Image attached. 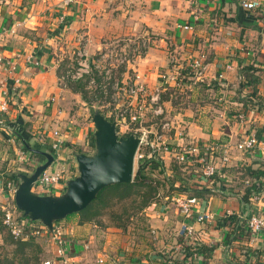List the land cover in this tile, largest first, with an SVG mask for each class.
I'll use <instances>...</instances> for the list:
<instances>
[{
	"label": "crops",
	"instance_id": "crops-1",
	"mask_svg": "<svg viewBox=\"0 0 264 264\" xmlns=\"http://www.w3.org/2000/svg\"><path fill=\"white\" fill-rule=\"evenodd\" d=\"M242 1L258 6L245 9ZM142 37L148 47L119 72L122 82L136 74L135 81L150 92L159 75L184 76L194 58L205 64L201 76L163 85L162 122L143 120L149 134L159 124L169 126L161 143L170 150L157 153L160 167L149 172L170 178L162 185L169 192H156L140 223L130 217L123 229L103 218L81 224L77 215L62 219V253L50 244L58 257L51 264H255V259L264 264V231L223 242L225 218L264 214V153L233 147L247 135L264 145V0H0V101L6 103L1 136L10 141L18 132L38 151L57 142L49 166L64 167L62 181L74 177L72 153H84L92 124L79 96L58 86L61 64L76 48L84 46L88 56L114 43L131 46ZM188 141L209 146L213 159L227 145L228 162L213 179L201 177L193 159H173L171 150ZM40 159L25 153L20 172L31 173ZM250 183L257 193L247 204L240 195ZM190 189L205 192L193 196ZM173 194L188 198L191 212L209 219H184L170 203ZM11 197L0 190V204ZM184 222L196 245L212 248L209 255L179 257V246L188 244L179 231Z\"/></svg>",
	"mask_w": 264,
	"mask_h": 264
},
{
	"label": "built area",
	"instance_id": "built-area-1",
	"mask_svg": "<svg viewBox=\"0 0 264 264\" xmlns=\"http://www.w3.org/2000/svg\"><path fill=\"white\" fill-rule=\"evenodd\" d=\"M242 8L254 9L258 6V2L242 1ZM185 27V26H182ZM148 47V39L142 37L136 40L131 46L129 55L117 57L116 55H110L105 53H99L94 59L89 60L84 52V46L73 50L72 52V66L63 69L59 72L57 77L58 86L61 88L67 87V82L81 80L84 76L88 77L87 86L93 87L91 93V98L94 99L96 95L102 98H107L104 103V107H108L113 111H102L100 113L103 117L108 120L115 122V128L118 127L120 132L121 129L127 130V126L130 124L140 125L142 112L144 106H147L149 112L152 115H159L162 113L161 105L159 102V93L164 84L170 81H177L183 78L189 79L193 76H201L205 67V64L199 59L194 58L186 63V75L178 76V73H173L170 75H159L160 82L157 86H154L150 92H147L145 85L135 81L138 77L136 74L133 77L127 78L124 83L118 78L113 76L111 68L118 65L123 68L130 63L133 57L139 55L143 50ZM34 65L36 63H33ZM3 65V60L0 55V68ZM96 74L101 77V81L94 78L92 74ZM122 84L123 87L119 85ZM121 85V86H122ZM146 97V104L144 105ZM125 102L124 100H127ZM139 101L141 103H139ZM90 105V104H89ZM130 108H126V107ZM92 107V105H90ZM6 103L4 100L0 101V112H5ZM137 130V128H135ZM140 134H137L138 141L133 154V160L137 162L140 158H149L151 156H157V153L169 152L170 149L167 148L162 141L163 132L169 131V126L167 123L160 125L159 132L152 133L151 139L147 138L149 133L146 129L142 127L139 128ZM117 134L118 131L116 130ZM130 133V132H128ZM126 134V133H125ZM58 135L57 131H53V136ZM119 135V134H118ZM179 136H182V131L178 132ZM123 136V135H122ZM58 147L57 142L53 141L49 148L52 152ZM227 145L222 146L219 157L213 159L211 157V148L204 144L195 143L188 141L183 145L176 146L175 150H171L173 153V159L178 163L185 162L188 159H193L198 167V174L205 180H210L215 177L222 167L228 162L226 154ZM233 147L239 152H252L255 149H259L260 152L264 153V145L255 139L254 136H244L239 138L234 142ZM25 153L18 149L16 152V159L22 162L25 158ZM27 155V153H26ZM215 160V161H214ZM64 173V167H61L56 162L53 166H47L41 171L38 178L35 179L32 186V191L36 195L43 194H56L61 191L63 187L62 174ZM15 185L10 180H6L3 185H1L0 190L4 191L8 196H12ZM256 191L248 197L249 203H254L256 199ZM170 203H172L183 216L184 219H194L195 221L202 222L209 219L208 215L204 213L193 214L190 210L189 199L180 194H173L170 197ZM1 210V221L0 224L6 229L9 236L12 239L24 240L27 237L32 239H38L45 243L53 245L57 250L58 254L62 253L63 239L61 237V228L56 222H52L50 230L47 231L43 226L38 223L29 221L28 218L22 216L18 209L13 205L12 201H4L0 204ZM245 228L247 232L251 235L258 234L264 231V214L253 212L245 219ZM179 231L182 236L185 237L188 244H193L195 242V234L189 225V222L181 223L179 226ZM183 245V244H182ZM182 245L179 246V257L183 256ZM195 254L191 256L194 257ZM189 259V257H187ZM99 262L101 260H98ZM41 264H51L50 261L44 260Z\"/></svg>",
	"mask_w": 264,
	"mask_h": 264
},
{
	"label": "water",
	"instance_id": "water-1",
	"mask_svg": "<svg viewBox=\"0 0 264 264\" xmlns=\"http://www.w3.org/2000/svg\"><path fill=\"white\" fill-rule=\"evenodd\" d=\"M89 117L92 123V150L90 153H72L76 175L63 180L62 190L58 194L40 196L30 191L35 179L50 164L52 155L23 142L28 152L41 159L31 173H16L12 203L22 216L38 223L47 231L52 222L84 210L100 188L127 183L132 178L133 154L138 135L131 132L125 137H118L114 121L94 110Z\"/></svg>",
	"mask_w": 264,
	"mask_h": 264
},
{
	"label": "trees",
	"instance_id": "trees-1",
	"mask_svg": "<svg viewBox=\"0 0 264 264\" xmlns=\"http://www.w3.org/2000/svg\"><path fill=\"white\" fill-rule=\"evenodd\" d=\"M87 81L88 77L84 76L81 80H78L76 82H67V88L77 94L81 101H85L88 112L91 113L93 110L96 111V109L90 107V105L87 103L86 95H84V93L87 91L85 89ZM13 133V140L16 142L19 141L20 143L19 149L23 152L29 153L30 156H34L32 153L28 152L23 146V142L25 141L22 139L19 133ZM90 135L91 132L86 136L85 140V144L89 147L91 146ZM127 135L128 134L123 135L121 137H125ZM34 148L37 150L39 149L38 147ZM46 151L50 152L51 150L50 148H46ZM73 151L78 152V150L76 149ZM158 161L159 160L155 156L137 159L136 167L133 172L132 178L127 183H116L100 188L95 194V197L88 203L84 210L77 214H69L66 217L70 215H77L79 217V221L77 223L79 224L85 223L86 221H95V218L101 215V209L107 206V200L112 199L116 200V202H119L125 199H129V197L131 196H135L138 198V204L133 208L137 209L141 213L142 210L152 201V196L153 198L155 197L154 194L157 188V184L153 181L152 177L149 175V172L151 171V169L160 167ZM6 180H10L11 182H13L14 185H16V173H10L8 177L2 178L1 185H3ZM253 185L254 183H250L243 189L240 195L241 202L247 204L249 203L248 197L256 191V188ZM189 191L190 195L193 196H199L200 193L205 192L203 189H190ZM109 215L112 219L111 223L119 229H123L125 225L129 222V218L133 216V214H129L128 216H125L124 219H122L121 216H116V214L114 213H111ZM249 215L246 216V218H248ZM245 219L236 215H231L225 218V220L227 221V229L224 234L223 242L229 243L230 241L239 239L242 236L247 237L248 232L245 228ZM13 240L15 241L13 242L14 246L11 254L12 259L3 262V264H39L40 260L38 254L40 253V251L35 249L37 246L34 244V239L27 237L24 240ZM182 247L183 256L181 258L183 259L191 257L194 253H199L201 251L202 253L203 251H207L209 255L212 250V248L202 247V245H196L195 242L193 244H183ZM254 256L255 258H257V255ZM255 261V264H261L258 263L256 259Z\"/></svg>",
	"mask_w": 264,
	"mask_h": 264
},
{
	"label": "rangeland",
	"instance_id": "rangeland-1",
	"mask_svg": "<svg viewBox=\"0 0 264 264\" xmlns=\"http://www.w3.org/2000/svg\"><path fill=\"white\" fill-rule=\"evenodd\" d=\"M128 47H129V45H126V47H123L117 43H114L112 46L108 47L107 49L97 51V52L93 53L92 55H88L86 57L89 60H91V59H94L97 56V54H99V53L110 54L112 56L116 55L118 58L121 56L126 57L130 53V49H128ZM72 64H73V62H72V56H71L70 60H65L61 64L60 71H62L65 68L71 67ZM123 69L124 68L121 67V65L120 66L116 65V66L111 68V72L113 73V76L118 78L119 81H120L119 71H122ZM92 75L95 79L96 78L98 79V82L101 81L100 76H98L94 73ZM120 83H124V82L121 81ZM121 85L122 84H120L119 86L123 87V85L122 86ZM85 89L87 91L84 93V95H86L87 103L92 105L91 108L96 109V111L99 113H102V111H113V110L109 109L110 105H108V107L103 106L104 103L107 101V98H102L99 95H96L94 97V99L91 98V93L94 92L93 87H88L87 83H86ZM124 101L127 102L128 99L124 100ZM143 101H145V103H144V105H145L147 102L146 97H145V100H142V102ZM139 103H141V102L139 101ZM83 104H85V101L83 102ZM145 107L147 108V106H144V108ZM126 108L128 109L130 107L127 106ZM87 111H88V109H87ZM143 115H146L148 117V119H145V116H143ZM89 116H90V113L88 112V117ZM141 116H142V118H141L140 125L130 124L129 126H127V130L121 129L122 132H120L118 130V127H117L116 130L118 131V134H119L118 137H120L122 135H126V134H128V132H135L137 134H140L141 131L139 130V128L140 127H142L143 129L146 128L142 125L144 122L143 120L152 121L155 124H158L159 122L163 121L160 114L159 115H152L149 112V109H148V111H143ZM135 128H137V130H135ZM159 131H160V124H159L158 130L156 128L155 129L152 128V132H151V134H149V133L147 134L148 135L147 138L151 139L152 133H156ZM19 146H20L19 141L16 142L12 138L10 139V141H8V140H6L5 137H2L1 133H0V180L2 178L8 177L10 173H16V172H20L22 170V168H23L22 162H19L16 159V152L18 151ZM91 150H92L91 146L90 147L88 146L84 150V153H90ZM27 156L32 157V156H30L29 153H27ZM172 163L174 164V162H172ZM176 165L177 164L175 163V166ZM135 167H136V161L134 160V170H135ZM151 177H152L153 181L156 182L157 187H158V188H156L157 190L155 191V194H156V192H160L161 194L169 192V188H167V190L165 188L167 187L166 184L170 183V180H171L170 178L167 181H165V180L163 181L157 175H154ZM164 184L166 186L165 188L163 187ZM159 185L161 188H163L162 192L160 191L161 189L159 188ZM155 199H156V197L153 198V196H152V200H155ZM137 201H138V198L135 196H131V197H129V199H125V200H122L119 202H116V200H112V199L107 200V206L105 208L101 209V211H100L101 215L99 217L95 218V222L96 221L99 222V220H101L100 218H103L104 221L112 222V219L110 218L109 214L114 213V214H116V216H121L122 219H124L125 216H128L129 214H133L132 217L137 218V220L134 219V220H136L135 222L138 221L140 223L141 218L143 217V212L140 213L137 209L133 208L134 206H136L138 204ZM0 221H1V210H0ZM78 221H79V217H78ZM61 222H64V221L58 220L56 223L62 229ZM14 241L15 240H13L9 236L6 229L3 228L0 224V264H3V262H6L7 260L12 259L11 254H12V249L14 246V244H13ZM33 241H34V244L37 246L35 249L40 251V253L38 254V257L40 260L39 264H41L42 261H44V260H48L50 262L51 261H55V262L57 261L58 257L56 255H54L53 247L49 243H45V242L38 240V239H34Z\"/></svg>",
	"mask_w": 264,
	"mask_h": 264
}]
</instances>
